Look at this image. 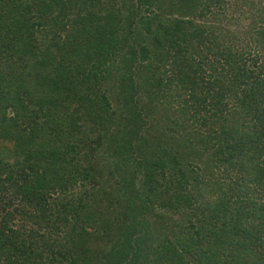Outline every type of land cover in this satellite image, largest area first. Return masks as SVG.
Returning a JSON list of instances; mask_svg holds the SVG:
<instances>
[{"label":"trees","instance_id":"1","mask_svg":"<svg viewBox=\"0 0 264 264\" xmlns=\"http://www.w3.org/2000/svg\"><path fill=\"white\" fill-rule=\"evenodd\" d=\"M113 1L0 0V264H80L70 241L83 239L92 222L85 202L95 169L107 167L120 181L112 168L133 153L139 158L149 143L157 146L146 157L150 188L134 198L142 207L121 226L117 243L100 255L83 252V263L100 257L121 264L117 257L130 256L128 264H260L254 249L264 245V25L239 40L227 31L231 44L223 30L200 22L224 0H125L123 12ZM111 80L127 123L148 116L154 100L175 118L155 117L156 130L134 134L121 124L118 135L106 129L103 86ZM46 84L52 94L29 89ZM168 89L173 95L165 98L175 105L164 100ZM45 99H76L83 124L93 123L58 157L44 148L45 134L60 130L69 114L52 111ZM167 166L175 180L154 189L153 178ZM201 185L213 194L202 209L200 196L188 193ZM194 211L205 213L198 224ZM163 233L173 241H163Z\"/></svg>","mask_w":264,"mask_h":264},{"label":"rangeland","instance_id":"2","mask_svg":"<svg viewBox=\"0 0 264 264\" xmlns=\"http://www.w3.org/2000/svg\"><path fill=\"white\" fill-rule=\"evenodd\" d=\"M125 0H114L112 4L118 5L116 8L120 9L122 12L123 10L121 9V4ZM225 2L223 3L224 6L220 9H216L215 16H207L204 19H200V22L208 25V26H213V27H218L226 35L227 43H231L232 41H229L233 38L229 37L227 35V31H229L231 34H233L232 37H235L237 40L240 38H250L252 35L250 33L252 32V29L254 27L262 26L264 25V0H224ZM128 3H133V5H137V0H127ZM217 14V15H216ZM142 40V38H141ZM124 59L127 57L122 56ZM136 64V61L134 62V65ZM166 70V76H169V73L167 68ZM133 71V69H132ZM145 74L141 73V77L143 78ZM116 81L120 80V82H124L123 75L121 74H116L113 77ZM113 80L108 82L107 86H103V90L106 92L108 95V99L110 102V108H109V115L106 116L108 117V120L106 122V129H110L112 132L116 133L117 135L119 134V129H120V124L122 126L126 127V130L133 129V134L136 128H151L153 130H156V127L158 126V122L156 118L161 121V119L169 117L170 119L175 118V112L172 109H166L161 106V103L158 102V100H154L153 104L151 106H148V109L144 104H141V107L147 109L148 116L140 118H136V120L132 121V123H127V118L130 116L124 112L123 109H120L122 106L120 103H116V98L119 97V93L116 90V86H111ZM147 82V81H146ZM47 85V84H46ZM54 86H35L31 85L29 86V89L33 92H39L41 93L42 90H44L45 93L52 94L53 93V88ZM57 89L59 86H56ZM144 87V86H143ZM145 88H147L146 91L150 92H155L152 86L146 85ZM167 95L164 96V100L166 101H171L173 105H175V102L171 98H165L167 96L173 95V90L168 89L165 91ZM40 93L39 96L41 97ZM118 93V94H117ZM60 97H63L64 94H58ZM31 100L38 101L40 100L39 97L33 96L30 97ZM49 98V97H48ZM163 97H157V99H162ZM57 99V96L54 98ZM51 102V100H47L46 104L52 106V111L57 112L59 115L60 114H69V118L63 119L62 125L60 127V130L57 129H52L49 130L50 132H47L48 134H45V137L47 139L46 143V149H51V151H56V156L58 157L57 152H66L64 147H71L75 146L77 143V138H80L81 134L82 136H85L88 134L89 129L92 127L93 123L89 119V122H84V119L82 118V113L84 111L81 110L82 107L79 105L80 102L77 103V100L74 99V101L69 104V101L65 102L64 104H59L57 101ZM49 102V103H48ZM70 106V107H69ZM69 109H66L68 108ZM49 108V106H48ZM80 111V112H79ZM8 114L11 115L13 114L10 109L8 110ZM85 116V118H87ZM156 117V118H155ZM41 117H36V120ZM67 119V120H66ZM83 120V121H82ZM139 120L140 126H137V121ZM153 123V124H151ZM189 123H191L189 121ZM147 124H150L147 126ZM170 125V123H169ZM97 135V130L96 134ZM104 140V139H103ZM3 139L0 138V147L3 144ZM12 145V142L9 143ZM104 144V143H103ZM143 148H146L143 146ZM157 148V146H154L149 143L147 145L146 150H142V154L139 155V158L135 155V153L131 154V156H125L124 158L128 159V162H124V165L122 167H113L112 169L115 170V172H118L119 177L115 179H122V180H112L113 177H110L108 175V168L102 166L99 169H95L96 171V185L95 187L92 188L90 186L88 195V199L85 202L87 204V211L88 216L90 219H92V222L90 225H87L88 228L84 231V237L83 239L78 238L74 239L75 241H70L72 246H73V255L77 259V261L80 264H86L83 263V260H86L88 256H84L83 252H87L89 255L91 254H96L100 255L97 253H102L107 251L111 246H113L116 240H117V235L120 232V228L123 225L128 226L129 225V219L133 215L134 212L137 210H140L142 207V203L134 199L136 197V191L137 193L139 192H144L148 193V185L147 184V177L145 176L147 170L149 169L147 166V156L154 151V149ZM72 156V154H71ZM92 158L95 159L96 156L92 155ZM163 161V160H162ZM169 164V163H168ZM82 166H84V163H82ZM101 167V165H98ZM170 170L171 168L169 166L164 167L163 172L160 171L158 174L155 175V179L153 178L154 182V189L158 190H167L166 186L169 185L168 180H175L173 176L170 177ZM207 172V170L205 169ZM198 174V173H196ZM172 178V179H171ZM125 180V181H124ZM121 181H124L126 183L125 188H123V191L118 192L117 188ZM174 182V181H173ZM129 184V185H128ZM150 184L152 182L150 181ZM194 184V183H193ZM204 185L201 186H195L194 188L188 189V193L190 192L191 195L195 197V199L198 201V198H200V208L202 209L205 206V200H207L208 196H211L213 194H209V189L203 187ZM86 193V194H87ZM198 195L200 197L197 198ZM202 200V201H201ZM130 201V202H129ZM128 203V204H127ZM84 211V210H83ZM82 211V212H83ZM130 211V216H127V213ZM190 212V211H189ZM194 222L198 224V219L201 218L202 216L204 217V212L198 213L194 211ZM126 215L128 219L124 217ZM139 218V216H138ZM180 222V219L178 216L174 214V219L173 222ZM155 222V221H153ZM170 223V222H169ZM169 227H165L164 231L168 232L169 228H171V224H169ZM167 225V226H168ZM71 228L68 227L67 231ZM103 228H106L108 230V234L103 232ZM63 229V227H62ZM156 230H159L158 228V223L155 228ZM160 231L163 232L161 229ZM159 233V231L154 232V236H156ZM69 235V232H68ZM163 241L165 240L166 236H168L172 241V237H170L167 234L163 233ZM160 237V234L157 236V238ZM63 237L61 239H57L58 242H63L62 241ZM261 242H264V239L261 240ZM256 250V251H255ZM255 254L259 257L258 259H261L260 264H264V245H261L260 247L257 246V249H254ZM117 259H120L121 264H128L130 261L131 257H117ZM139 261H141V257L138 256ZM95 262L92 264H106L105 261H101L100 257L95 258ZM65 262V260H64Z\"/></svg>","mask_w":264,"mask_h":264}]
</instances>
